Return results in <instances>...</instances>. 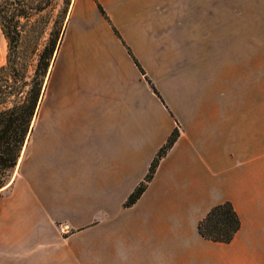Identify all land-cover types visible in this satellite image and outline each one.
Masks as SVG:
<instances>
[{
  "label": "crops",
  "instance_id": "crops-1",
  "mask_svg": "<svg viewBox=\"0 0 264 264\" xmlns=\"http://www.w3.org/2000/svg\"><path fill=\"white\" fill-rule=\"evenodd\" d=\"M163 1L174 0H72L59 105L34 120L27 159L0 190V264H264V63L205 73L186 105L164 104L131 56L146 69L148 10ZM87 191L101 199L79 198ZM225 201L239 230L227 243L203 238L199 221ZM78 210L79 234L52 232L56 216Z\"/></svg>",
  "mask_w": 264,
  "mask_h": 264
},
{
  "label": "rangeland",
  "instance_id": "rangeland-1",
  "mask_svg": "<svg viewBox=\"0 0 264 264\" xmlns=\"http://www.w3.org/2000/svg\"><path fill=\"white\" fill-rule=\"evenodd\" d=\"M63 1L56 0L53 8L43 11L42 14H49L50 23L37 39L38 50L46 43ZM148 11V56L143 75L149 88L154 86L158 95L151 90L164 104L186 105L188 90L196 84L202 89L205 73L208 76L217 71L244 73L255 58L259 60L260 67L263 66L264 0L163 1L150 6ZM117 37L121 38L120 34ZM31 39L27 38L24 43L29 45ZM141 40H144L143 35ZM5 54L6 40L0 30V65L5 63ZM58 55L59 51L48 68L36 121L46 119L49 105H59ZM32 71L33 65L30 73ZM27 154L26 147L14 176L23 167ZM4 193H0V197ZM101 196L90 191L79 194L84 201L99 200ZM76 212L74 215L56 216L52 232L62 236L79 234V210ZM83 212L89 218L92 209H84ZM65 217H76V222L67 230L63 224Z\"/></svg>",
  "mask_w": 264,
  "mask_h": 264
},
{
  "label": "trees",
  "instance_id": "trees-1",
  "mask_svg": "<svg viewBox=\"0 0 264 264\" xmlns=\"http://www.w3.org/2000/svg\"><path fill=\"white\" fill-rule=\"evenodd\" d=\"M55 1L0 0V30L6 40L5 63L0 65V190L13 183L15 170L33 132L48 68L55 61L65 35L72 0L63 1L46 43L38 50L37 39L50 23L49 14L42 13L48 7L53 8ZM98 9L110 23L100 5ZM27 38H32L29 45L24 43ZM131 56L141 73L145 74L141 65ZM32 65L33 71L30 73ZM150 87L158 95L154 86ZM179 133L177 124L157 150L143 180L126 198L125 206L132 205L141 196L159 161L175 143ZM239 228V217L229 201L212 206L197 225L198 233L203 238L224 243L230 242Z\"/></svg>",
  "mask_w": 264,
  "mask_h": 264
}]
</instances>
